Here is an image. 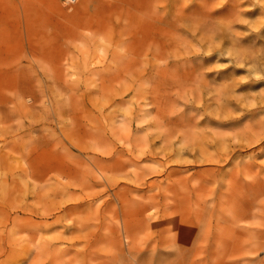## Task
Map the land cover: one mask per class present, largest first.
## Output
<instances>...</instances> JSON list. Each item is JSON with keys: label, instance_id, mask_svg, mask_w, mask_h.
<instances>
[{"label": "rangeland", "instance_id": "1", "mask_svg": "<svg viewBox=\"0 0 264 264\" xmlns=\"http://www.w3.org/2000/svg\"><path fill=\"white\" fill-rule=\"evenodd\" d=\"M0 264H264V0H0Z\"/></svg>", "mask_w": 264, "mask_h": 264}, {"label": "built area", "instance_id": "2", "mask_svg": "<svg viewBox=\"0 0 264 264\" xmlns=\"http://www.w3.org/2000/svg\"><path fill=\"white\" fill-rule=\"evenodd\" d=\"M68 3H73L75 0H66Z\"/></svg>", "mask_w": 264, "mask_h": 264}, {"label": "bare ground", "instance_id": "3", "mask_svg": "<svg viewBox=\"0 0 264 264\" xmlns=\"http://www.w3.org/2000/svg\"><path fill=\"white\" fill-rule=\"evenodd\" d=\"M75 1H76V0H75ZM75 1H74V2H75ZM74 2H73V3H74ZM67 4H72V3H68V2H67Z\"/></svg>", "mask_w": 264, "mask_h": 264}]
</instances>
